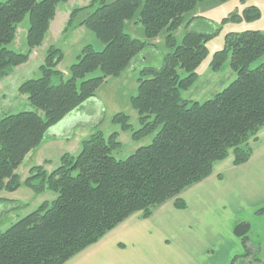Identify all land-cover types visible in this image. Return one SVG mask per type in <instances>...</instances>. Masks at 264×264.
I'll return each instance as SVG.
<instances>
[{
  "label": "trees",
  "instance_id": "16d2710c",
  "mask_svg": "<svg viewBox=\"0 0 264 264\" xmlns=\"http://www.w3.org/2000/svg\"><path fill=\"white\" fill-rule=\"evenodd\" d=\"M66 1L0 2V78L28 61L30 52L43 42L56 7ZM202 1L143 3L136 23L143 26L145 39H154L161 31L167 33L170 52L158 68L142 65V53L151 44L124 31L140 0H90L70 12L65 29L93 31L103 49L84 46L65 76L58 69L62 52L49 46L38 69L39 77L26 79L18 87L35 111L0 118V194L15 192L24 185L35 194L50 191L55 195L0 230V264H66L136 213L148 219L170 201L176 209H185L181 194L207 178L213 165L230 152L234 166L249 160L252 151L246 144L264 128V32L227 34L224 48L215 52L209 66L217 72L229 56L235 79L202 103L187 101L181 92L196 81L206 43L215 33L200 29L197 25L203 19L194 17L184 25L180 44L172 34ZM246 1L239 0L241 4ZM245 12L251 13L250 18L257 16L254 6ZM26 15L28 53L21 54L8 46ZM259 59L262 63L250 69ZM127 68L139 71L137 94L131 97V104L140 128L132 137L139 140L158 129L152 142L138 147L126 159H116L113 152L120 143L116 133L104 137L99 129L102 111L100 118L92 119L93 130L81 141L77 155L62 154L50 172L42 165L32 166L22 181L17 169L26 155L41 145L48 131L84 104L97 103V89ZM96 71L98 76L88 77ZM180 71L186 76L181 77ZM112 121L131 131L126 115L117 114ZM78 125L88 124L80 121ZM14 202L0 197V205ZM263 212L260 209L256 214ZM248 231L244 222L233 227L244 249L234 262L249 258L252 262L247 264L259 261L250 248Z\"/></svg>",
  "mask_w": 264,
  "mask_h": 264
},
{
  "label": "crops",
  "instance_id": "0c3cea01",
  "mask_svg": "<svg viewBox=\"0 0 264 264\" xmlns=\"http://www.w3.org/2000/svg\"><path fill=\"white\" fill-rule=\"evenodd\" d=\"M130 23L133 22L125 23V33L140 38L127 32ZM152 40L146 41L151 44ZM67 73L63 74L67 76ZM96 97L97 103L84 104L48 131L43 144L26 155L24 161L32 162L28 168L44 165V169L49 170L47 167L57 165L53 160L58 155L79 153L81 146L71 150L61 143L70 142L77 133L81 144L91 134L92 119L100 118L104 109L97 94ZM103 120L104 111L99 123ZM80 121L88 125H78ZM251 150L249 160L240 166L233 165L231 152L215 163L207 178L181 194L185 209H176L170 201L148 219L136 213L66 264H231L244 252L233 234L234 225L241 222L249 225V245L259 260L255 264H264L263 256L260 257L264 212L256 214L264 209V128L251 143ZM46 161L49 163L44 164ZM248 261L252 259H236L234 264H247Z\"/></svg>",
  "mask_w": 264,
  "mask_h": 264
},
{
  "label": "rangeland",
  "instance_id": "374dc122",
  "mask_svg": "<svg viewBox=\"0 0 264 264\" xmlns=\"http://www.w3.org/2000/svg\"><path fill=\"white\" fill-rule=\"evenodd\" d=\"M2 1L4 0H0V2ZM89 1L90 0H68L65 3L59 4L56 7L54 19L51 21L41 45L30 52L28 61L25 64L13 68L7 76L0 78V118L4 114L35 111V109L29 105L25 95L19 93L18 87L24 81L25 77L36 78L40 75L38 69L43 62L45 51L49 46L57 47L62 52L63 58L59 64V69H61L63 73L67 72L70 66L76 62L77 56L84 46L91 45L95 51H101L103 49V44L97 39L93 31L84 27L65 29L69 13L77 7L85 6ZM144 2L145 0H140V6L135 12L134 18L130 20L133 23H130L129 27H127V32L129 31L130 35L136 38L140 37L138 39L141 40L145 39L144 28L141 24L136 23V19L138 18ZM251 6H254L257 10V16L254 18H250L251 13L247 14L245 12V10L249 9ZM194 17L203 19L202 22H199L197 25L200 29H203L207 33L214 32L215 35L206 43L207 52L196 70V81L191 87L182 91L181 96L187 101L202 103L226 88L236 77L231 70L229 56L219 71L214 72L209 66L215 52L224 48L225 36L229 33H241L244 31L264 32V0H247L244 4H241L239 0H204L197 3V5L184 16L183 22L172 34L177 45L182 41L184 25L190 18ZM28 27L29 20L26 15L17 26L15 36L8 46L10 50L21 54L28 53L26 45V32ZM166 37V31H161L160 34L151 41V45L144 49L141 57L144 61L142 64L143 66L154 68L161 66L164 56L170 52L166 44ZM262 61L263 59H259L252 63L250 69H255ZM139 65L141 67V64ZM179 74L181 77L186 76V73L182 71H180ZM98 75L99 72L96 71L88 77ZM138 78V70L133 71L131 68H127L119 76L109 78L96 92L104 108V120L99 129L104 134V137H108L113 133L117 134L120 148L113 152V156L120 160L126 159L138 147L150 144L155 133L158 131V129H156L153 133L139 140H134L132 137V133L140 128L137 112L131 104V97L137 94ZM117 114L127 116L131 131L122 130L120 124L113 123L112 119ZM258 133L248 140L246 146H249L250 149L251 143L256 140ZM77 138L78 134L76 133L75 137L70 142H62L61 144L65 147L68 146L71 150L77 148V145H79V149L81 144ZM41 144H43V141ZM34 155L37 157L38 153H34ZM60 156L58 155V157ZM57 158L52 160L58 163V160H56ZM31 163L29 159L23 160L22 164L17 169V173L22 181L28 176L30 170L28 167ZM54 167V165L47 167L49 170L46 171L50 172ZM0 197L15 201L13 205L5 203L0 205V230L4 231L12 223L35 210L44 201H51L55 198V195L50 191L35 194L24 185H21L15 192L1 193ZM15 205L18 207L15 208ZM260 241L263 248L260 257L263 256L264 258L263 231Z\"/></svg>",
  "mask_w": 264,
  "mask_h": 264
}]
</instances>
